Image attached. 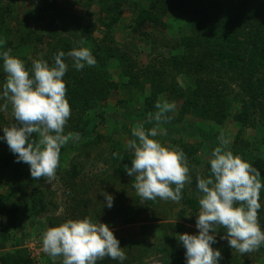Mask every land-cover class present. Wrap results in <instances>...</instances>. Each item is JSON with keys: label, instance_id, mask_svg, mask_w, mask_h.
I'll list each match as a JSON object with an SVG mask.
<instances>
[{"label": "rangeland", "instance_id": "374dc122", "mask_svg": "<svg viewBox=\"0 0 264 264\" xmlns=\"http://www.w3.org/2000/svg\"><path fill=\"white\" fill-rule=\"evenodd\" d=\"M1 1L5 5L0 9H6L9 5L13 8L12 13L15 15L14 20L8 19L9 28L16 35L9 39L13 49L17 47L20 36L24 34L22 23H24L23 26L34 24L35 28L45 35L43 42L34 44V47L32 46L33 51L27 55L22 54L21 51L16 53L11 51L12 55L23 60L25 64L35 57L45 56L47 52L49 43L47 33L50 25L48 7L53 6L54 13L66 16L73 23V26L78 30V35H80L83 27H88L91 30L89 41L92 43L102 42V47L112 52L111 62L113 64L116 60L118 64L126 66L125 68L121 66L116 70L114 80L118 86L117 89L110 88L112 94L106 101L115 103L120 114H113V116L107 114L105 122L99 119L98 129L102 137L98 136L100 143L93 147V151L91 149L84 150L82 145L81 148H77V144H73L65 153L60 154L56 175L50 182L43 177L40 180H34L30 175L29 165L22 162H20L22 168L19 172L9 168L0 169V193H6L7 190L14 188L12 186H15L16 182L18 183L14 192L22 198L23 202H21V210L17 215V223L18 225L21 224L20 233L22 231L27 233L22 246L28 250L35 264H45L46 261H43L42 257L48 254L43 249L42 239L46 230L52 227L51 222L55 226L68 219L87 216L94 221L99 220L110 225L114 235L120 241V246L126 253L127 259L123 261V264H184L185 249L177 236L185 232H197L195 221L196 213L199 211V203L197 209L193 210L181 200L173 202L157 198L155 201H142L133 187L134 178L117 171V161L113 159L112 152L115 150L119 152L121 150L131 151L127 148V142L130 139H135L131 133L132 129L139 123L131 116L127 117L126 112H133L134 107L139 103V95L152 88L151 78L148 79L150 74L165 71L169 68L167 67L169 64H166L167 60H170L174 55L187 53L182 51L183 49L179 45V37L183 32L180 31V28L183 27L184 23L187 26L188 14L172 8L171 0H118L115 6L120 10L121 15L118 21L111 24L114 13L112 5L114 3H111V10L106 13L102 10L104 4L100 1H95L91 7L84 5L79 0ZM257 1L262 2L263 0ZM152 2L156 4L153 9L151 8ZM143 8H151L167 25H153L149 21L138 25L136 18L138 12ZM30 11H32L30 17L26 16V13ZM67 19L66 25L69 26ZM102 21L106 23L103 24ZM56 24L58 25V23L53 22L52 26ZM85 68L88 69L89 66H85ZM167 72L172 74V69ZM167 78L169 82L170 76ZM6 79V73L0 70V90ZM178 81L185 86L192 83L188 76L182 75L178 76ZM127 82L128 84H126ZM233 92L231 99L236 98L237 100L238 91ZM131 95L138 100L133 101ZM129 102L133 108L128 106ZM168 102L175 103L176 110L170 114L172 119L161 126L164 132L158 135L156 139L166 145L178 148L184 141L188 145H194L196 151L193 154L185 153L190 168V182H187L184 187L187 196L199 199L196 190L197 174L206 178L210 172L208 160L211 151L218 146L213 136V130L219 135L223 132L229 138L230 150L260 170V179L264 182V120H260L258 114L254 117L256 122H253L251 126L244 127L241 138L236 143V147L238 146L236 153L232 146L235 144V135L239 127L235 125L232 119L226 120L219 125V128L203 123L204 120L191 113L184 116L183 120L180 121L177 113L179 103L170 98ZM4 104L5 100H1L0 106ZM10 107L11 105L8 103L6 109L0 110L3 114L0 126H9L16 122ZM122 119L126 120L124 123L127 124L126 127L122 130L121 128L116 129L117 122ZM78 120V115L71 111L65 134L72 133L69 127L79 126ZM175 122L179 125L176 128L173 125ZM0 135H3L2 129H0ZM108 135L111 137L107 138ZM203 137L205 142H203ZM70 141L72 143L77 142L75 140ZM3 159L17 163L8 145L0 141V165L1 163L4 164ZM80 160L84 161L83 167L85 169L78 175V183L74 187L68 181L70 177L67 172H71L74 165L81 168ZM7 173L11 174L10 178ZM8 179H10L11 184L7 183L6 180ZM102 191L114 196L112 208L103 206ZM32 197L42 198L45 204V210L38 215L29 211ZM11 198L13 197L11 196ZM18 203L20 204V202ZM260 203L261 209L258 211V220L264 229V190H261L260 193ZM9 204V206L14 207V203ZM11 215L9 209L0 206V225L8 224V220L12 218ZM223 234L224 229H219L217 243L213 245L214 248L221 250L220 264H264V245L256 251L241 255L236 249L229 248L227 240L220 239ZM49 257L48 255L47 258ZM60 259L63 258L59 256L54 258V260ZM97 264H120V262L104 257L98 260Z\"/></svg>", "mask_w": 264, "mask_h": 264}, {"label": "trees", "instance_id": "16d2710c", "mask_svg": "<svg viewBox=\"0 0 264 264\" xmlns=\"http://www.w3.org/2000/svg\"><path fill=\"white\" fill-rule=\"evenodd\" d=\"M79 1L88 7H91L95 1H100L104 4L102 10L106 13H109L111 3H114L112 5L114 13L110 23L119 20L121 12L115 6L118 0ZM3 5H5L4 2L0 0V8ZM155 5L152 2L151 8H155ZM170 5L178 11L188 14L187 26L184 23L180 28V31L183 32L179 37V45L183 49L182 51L187 53L174 55L170 60H167L166 64H169L167 66L169 68L165 71L158 70V73L150 74L148 79L151 78L152 88L139 95V103L134 107L133 112L127 111L126 116H131L139 124L143 123L145 129L151 128L154 126V122H147L148 114L155 113V105L158 102H168L170 98L179 103L177 113L180 121L191 113L204 120L203 123L219 128V125L226 120L232 119L239 127L235 135V144L232 146V149L235 148L234 152L237 153L236 143L240 140L244 127L251 126L253 122L257 121L254 118L256 114L260 116V120H264V0L262 2L257 0H171ZM151 8H143L139 11L136 23L141 25L145 21H149L153 25L166 26L167 24L162 22ZM12 10L13 8L9 5L6 9H0V52L10 49L15 53L21 51L22 54L27 55L33 51L34 44L43 42L45 35L36 29L34 24L23 26L24 23H22L24 34L20 36L17 47L13 49L9 39L16 35L8 24L9 18L15 19ZM48 11L50 12V25L47 33L49 43L45 56L41 58L51 64L58 51L62 50L67 54L75 42L83 41L85 46L91 49L97 61L94 66L88 69L76 70L72 67L71 58L67 55L64 58L68 64V70L64 76L66 98L71 111L78 115L80 122L79 126L69 128L72 133H79L80 138L76 143L69 141L62 147L60 154L65 153L73 144H77V148H81L82 145L84 150L91 149L93 151V147L100 143L98 136L102 137L98 129L99 119L105 122L107 114L112 116L120 114L115 103L106 101L112 94L110 88L117 89L118 86L114 80L116 70L121 66L123 68L126 66L118 64L116 60L113 64L111 62L112 52L102 47V42L92 43L89 41L91 30L88 27H83L78 35V30L66 16L54 13L53 6H49ZM31 12H27L26 16L30 17ZM34 18L36 17L34 16ZM66 19L69 21V26L66 25ZM53 22L58 25L52 26ZM102 23L106 22L102 21ZM170 25L173 26V24ZM41 58L35 57L28 60L25 64L26 67L30 68L33 60ZM1 64L2 60H0V70H3ZM169 69H172V74L167 72ZM124 72L127 71L124 70ZM179 75L188 76L192 83L189 86L182 85L178 81ZM168 76L171 78L169 82ZM233 91H238L237 96L235 95L237 100L236 98L231 99ZM131 99L138 100L133 95H131ZM5 104H8L6 100ZM131 105L129 102L128 106ZM2 116L3 114L0 112V120H2ZM135 116L136 118H134ZM139 119L141 120L139 121ZM125 121L123 119L118 121L116 129H124L127 125L124 124ZM173 125L175 128L179 126L176 122ZM66 127L68 126H65V129ZM213 136L218 145L219 134L213 130ZM108 137L111 136L108 135ZM203 142H205L204 137ZM180 148L188 155L196 151L194 145H188L185 141ZM114 153L117 155L114 156ZM112 157L117 161V171L120 174H126L125 165L131 166L132 152L115 150L112 152ZM3 160L4 164L1 163L0 169L9 168L19 172L22 168V163ZM83 163L84 161L80 160L81 168L74 165L71 172H67L71 186L77 185V177L85 169ZM7 176L10 178L11 174L7 173ZM6 181L11 184L10 179ZM12 187L14 188L7 190L4 194L0 193V206L9 209V212L12 213L8 224L0 225V264H35L28 250L22 246L27 233L24 231L20 233L21 224L17 223V215L23 201L14 192L18 183L16 182ZM30 201L29 211L34 212V215L45 210L42 198L32 197ZM72 201L75 200L72 199ZM181 201H184L191 209H197L198 199L187 196L184 189ZM9 203H14V207L9 206ZM13 216L15 217L13 218ZM51 225L54 226V223L51 222ZM47 257L48 255L42 257V260L46 261L45 264H62V259L54 260L52 257Z\"/></svg>", "mask_w": 264, "mask_h": 264}, {"label": "clouds", "instance_id": "9594fccd", "mask_svg": "<svg viewBox=\"0 0 264 264\" xmlns=\"http://www.w3.org/2000/svg\"><path fill=\"white\" fill-rule=\"evenodd\" d=\"M66 55L76 70L97 62L83 41L75 42L67 54L58 51L51 64L41 58L33 60L30 68L12 55L11 50L0 52L3 71L7 74L0 99L10 103L16 121L0 126L3 131L0 141L8 145L17 163L29 165L34 180L43 177L50 182L56 175L62 147L80 138L79 133L65 134L71 115L64 81L68 70ZM7 107L4 104L0 110ZM155 108V113H149L147 118L148 123L154 122L153 127L145 129L141 123L132 129L135 139L127 142L132 159L130 167L125 165L126 174L134 178L133 187L142 201L159 198L179 202L185 184L190 182L188 159L182 149L156 139L164 132L161 126L172 119L170 114L175 112L176 104L158 102ZM217 139L219 144L208 160L210 175L196 177L197 232L177 236L185 249V264H220L221 250L213 245L221 228L224 234L220 239L227 240L229 248L241 255L264 245V229L258 220L260 193L264 190L260 170L230 150V140L223 132ZM101 194L103 206L112 208L114 196L106 191ZM42 244L50 257H62V264H97L104 257L123 264L127 259L110 225L87 216L49 227Z\"/></svg>", "mask_w": 264, "mask_h": 264}]
</instances>
